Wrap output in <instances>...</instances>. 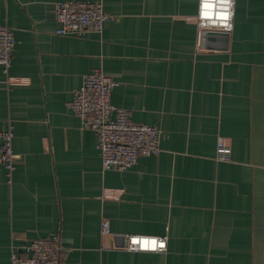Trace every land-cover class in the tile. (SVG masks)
I'll use <instances>...</instances> for the list:
<instances>
[{
	"label": "crops",
	"instance_id": "0c3cea01",
	"mask_svg": "<svg viewBox=\"0 0 264 264\" xmlns=\"http://www.w3.org/2000/svg\"><path fill=\"white\" fill-rule=\"evenodd\" d=\"M102 3V34L59 36L55 3ZM198 0H0L15 32L0 132L20 160L0 167V264L59 235L63 264H264V0H237L231 33L197 50ZM97 71L112 103L163 133L161 153L127 172L102 169L96 134L68 108ZM231 148L217 161L218 141ZM110 235H102V223ZM168 238L160 253L127 236Z\"/></svg>",
	"mask_w": 264,
	"mask_h": 264
},
{
	"label": "built area",
	"instance_id": "2783aa9c",
	"mask_svg": "<svg viewBox=\"0 0 264 264\" xmlns=\"http://www.w3.org/2000/svg\"><path fill=\"white\" fill-rule=\"evenodd\" d=\"M53 13L59 24V29L56 31L59 36L102 34L106 23L113 20V17L105 12L102 3L74 1L55 3ZM234 20L235 16L232 20L233 24ZM210 32L202 35L199 28L198 51L203 48L207 34ZM15 47L14 30L9 26H0V66L6 77L2 84L8 90L14 85L10 71ZM118 86L119 83L104 72H94L84 78L81 89L76 91L73 100L68 104V108L83 126L96 134L104 172H127L135 167L141 158L157 156L161 153L162 131L157 127L133 122L127 110L118 108L112 103L113 92ZM14 140L13 126L5 132H0V167L6 170L10 179L13 178L16 163L21 158L15 151ZM230 159L231 148L225 139L220 138L217 161L229 162ZM110 232V223L103 221L102 235H110ZM162 239L167 241L166 248L155 253L165 252L168 249V238ZM126 250L129 251L127 248ZM65 252L61 237L55 235L33 240L22 248H13L11 264H63ZM132 253L153 252L137 250Z\"/></svg>",
	"mask_w": 264,
	"mask_h": 264
},
{
	"label": "clouds",
	"instance_id": "9594fccd",
	"mask_svg": "<svg viewBox=\"0 0 264 264\" xmlns=\"http://www.w3.org/2000/svg\"><path fill=\"white\" fill-rule=\"evenodd\" d=\"M236 0H198L197 17L201 34L213 30L231 33ZM167 241L158 236H127V249L131 252H158L166 248Z\"/></svg>",
	"mask_w": 264,
	"mask_h": 264
},
{
	"label": "rangeland",
	"instance_id": "374dc122",
	"mask_svg": "<svg viewBox=\"0 0 264 264\" xmlns=\"http://www.w3.org/2000/svg\"><path fill=\"white\" fill-rule=\"evenodd\" d=\"M208 35V34H207Z\"/></svg>",
	"mask_w": 264,
	"mask_h": 264
}]
</instances>
